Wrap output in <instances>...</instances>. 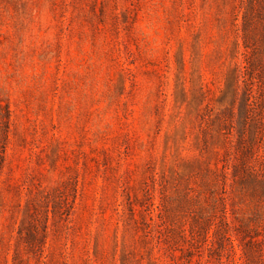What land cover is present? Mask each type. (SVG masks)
I'll return each mask as SVG.
<instances>
[{"label": "rangeland", "instance_id": "1", "mask_svg": "<svg viewBox=\"0 0 264 264\" xmlns=\"http://www.w3.org/2000/svg\"><path fill=\"white\" fill-rule=\"evenodd\" d=\"M0 264H264V0H0Z\"/></svg>", "mask_w": 264, "mask_h": 264}]
</instances>
